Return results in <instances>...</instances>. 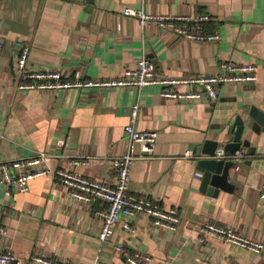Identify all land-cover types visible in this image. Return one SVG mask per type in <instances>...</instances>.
<instances>
[{
  "label": "crops",
  "instance_id": "1",
  "mask_svg": "<svg viewBox=\"0 0 264 264\" xmlns=\"http://www.w3.org/2000/svg\"><path fill=\"white\" fill-rule=\"evenodd\" d=\"M127 8L155 16L207 15L203 28L219 40H189L157 21L143 26L125 14ZM23 46L31 48L34 68L65 76L81 70L91 79L120 77L142 57L171 77L217 75L225 63L260 70L255 83L220 86L215 100L164 99L157 86L19 93L15 58ZM135 105L137 129L158 132V140L155 157L134 164L130 191L163 209H177L180 228L172 232L144 214L126 215L102 243L98 213L106 204L80 202L49 177L33 179L27 192L11 195L1 182L0 225L7 233L0 251L13 253L22 264L32 255L63 264H92L96 258L128 264L115 249L121 244L150 257V264H264V252L216 238L203 248L193 229L210 222L264 242V122L251 117L264 113V0H0L1 179L2 164L45 153L51 167L115 184L114 160L127 153L125 127ZM238 136L245 157L239 171L231 169L233 190L216 196L202 191L204 157L197 152L206 140L219 142L218 152Z\"/></svg>",
  "mask_w": 264,
  "mask_h": 264
},
{
  "label": "built area",
  "instance_id": "2",
  "mask_svg": "<svg viewBox=\"0 0 264 264\" xmlns=\"http://www.w3.org/2000/svg\"><path fill=\"white\" fill-rule=\"evenodd\" d=\"M125 14L138 19L141 25L157 21L175 34L193 41L209 42L219 40L217 33H206L203 23L209 20L204 14L195 16H155L143 10L127 8ZM31 48L23 46L16 54V75L18 83L16 90L19 93L29 91H59L69 89H112L117 87H136L139 91L150 86L160 87V96L169 100L196 101L204 96L211 100L218 98V89L224 84L255 83L258 80L260 68L253 64L225 63L217 75H199L191 77H171L158 72L156 65L150 59L142 57L136 68H127L123 75L117 78H88L81 70L65 76L60 70L34 68L29 64ZM139 105L130 111V122L125 127V136L128 142L127 153L114 160L117 173L115 184L87 178L81 174L60 167H51L48 164V155L45 153L13 160L2 164L3 178L7 187V194L27 192L29 182L36 178L49 177L56 183L65 186L69 193L80 202L96 204L104 203L107 208L99 212L102 218V228L99 239L102 243L113 237L117 225L123 216L144 214L152 224L172 232L177 231L182 223V217L177 209H163L160 204L147 197L139 196L130 191L131 171L134 164L141 160L153 159L155 146L158 140L156 131H140L136 124ZM223 150L215 154V159L232 160L236 163L232 173L239 171L245 154L238 151L228 156ZM191 152L186 153L190 157ZM81 164V162H77ZM260 198L264 202V180L260 187ZM124 228L132 234L136 228L124 222ZM197 230L198 242L203 248L210 245V239L216 238L224 243L240 247L254 254L264 252V242L245 236L234 228L219 226L214 223L194 225ZM7 233L0 225V238ZM116 251L123 256L128 264H150L151 258L144 256L140 251H132L117 244ZM0 264H22L10 252L0 251ZM29 264H63L61 262L40 255H32ZM92 264H102L96 258Z\"/></svg>",
  "mask_w": 264,
  "mask_h": 264
},
{
  "label": "water",
  "instance_id": "3",
  "mask_svg": "<svg viewBox=\"0 0 264 264\" xmlns=\"http://www.w3.org/2000/svg\"><path fill=\"white\" fill-rule=\"evenodd\" d=\"M258 123L264 122V113L258 112L256 116L251 115ZM237 124L243 127L242 119L238 118ZM240 135V133H239ZM220 144L217 141L206 140L198 155H203L204 158L199 160V168L202 171V191H209L210 194L216 196L220 190L231 192L233 185L230 180L231 169L236 165L232 160L224 161V159H215V154ZM243 147L241 136L236 137L232 142L224 144V151L231 155L236 154Z\"/></svg>",
  "mask_w": 264,
  "mask_h": 264
}]
</instances>
